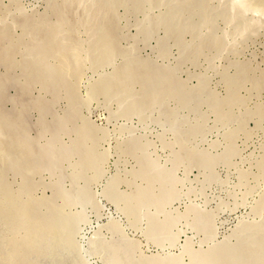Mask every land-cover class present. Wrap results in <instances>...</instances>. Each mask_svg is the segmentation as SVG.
<instances>
[{
  "label": "rangeland",
  "instance_id": "obj_1",
  "mask_svg": "<svg viewBox=\"0 0 264 264\" xmlns=\"http://www.w3.org/2000/svg\"><path fill=\"white\" fill-rule=\"evenodd\" d=\"M0 114V264H264V0H0Z\"/></svg>",
  "mask_w": 264,
  "mask_h": 264
},
{
  "label": "bare ground",
  "instance_id": "obj_2",
  "mask_svg": "<svg viewBox=\"0 0 264 264\" xmlns=\"http://www.w3.org/2000/svg\"><path fill=\"white\" fill-rule=\"evenodd\" d=\"M232 2H234V1H232ZM237 2V1H236ZM201 3V2H200ZM235 5V4H234ZM96 6V5H95ZM99 12V11H98ZM237 14V13H236ZM94 15V14H93ZM89 19V18H88ZM69 21V20H68ZM89 21V20H88ZM84 24V23H83ZM39 28V27H38ZM109 30V29H108ZM67 33V32H66ZM60 35V34H59ZM109 40V39H108ZM95 42V41H94ZM101 42V41H100ZM85 44V43H84ZM118 49V48H117ZM107 50V49H106ZM84 51V50H83ZM100 53V52H99ZM108 54V53H107ZM125 54V53H124ZM120 55V54H119ZM8 56V55H7ZM75 59H76V57H75ZM67 61V60H66ZM60 63V62H59ZM68 63V62H67ZM66 63V64H67ZM43 64V63H42ZM60 65H61V63H60ZM65 66V65H64ZM66 68V67H65ZM69 69H70V66H69ZM48 70V69H47ZM55 70V69H54ZM133 70V69H132ZM33 72V71H32ZM36 73V72H35ZM30 77V76H29ZM70 77V76H69ZM43 78V77H42ZM41 78V79H42ZM118 78V77H117ZM46 79V78H45ZM119 79V78H118ZM157 82V81H156ZM159 83V82H158ZM159 86V85H158ZM48 88V87H47ZM128 89V88H127ZM154 89V88H153ZM156 89V88H155ZM69 92V91H68ZM155 94V93H154ZM43 95V94H42ZM132 102V101H131ZM1 115V114H0ZM2 116V115H1ZM3 117V116H2ZM1 119V118H0ZM4 119V118H3ZM1 123V122H0ZM4 124H6V123H4ZM1 127H3V126H1ZM2 132V131H1ZM65 134V133H64ZM3 136V135H2ZM183 136V135H182ZM28 139V138H27ZM51 144V143H50ZM76 147V146H75ZM51 148H52V146H51ZM51 149H49V151H50ZM52 154H53V152H52ZM60 154V153H59ZM55 155H56V153H55ZM60 156V155H59ZM62 156V155H61ZM60 156V157H61ZM64 157H65V155H64ZM59 157H57L56 159H58ZM63 158V157H62ZM61 158V159H62ZM173 159V158H172ZM152 161V160H151ZM149 162V161H148ZM151 163V162H150ZM152 164V163H151ZM152 166V165H151ZM175 166V165H174ZM145 167V166H144ZM145 168H147V167H145ZM165 168V167H164ZM166 168H168V166L166 167ZM165 168V169H166ZM144 169V168H143ZM148 170V169H147ZM160 170V169H159ZM143 171V170H142ZM153 171V170H152ZM145 172H146V169H145ZM149 172H150V169H149ZM148 173V172H147ZM153 173V172H152ZM165 174V173H164ZM152 176V175H151ZM156 176V175H155ZM158 176V175H157ZM162 176H163V174H162ZM165 176H166V174H165ZM164 176V177H165ZM173 176V175H172ZM159 177V176H158ZM175 177V176H174ZM173 177V178H174ZM153 178V177H152ZM161 178V177H160ZM171 178V177H170ZM176 178V177H175ZM174 178V179H175ZM158 179V178H157ZM168 179V178H167ZM172 179V178H171ZM161 180V179H160ZM163 180V179H162ZM164 181V180H163ZM175 181V180H174ZM173 182V181H172ZM163 183V182H162ZM169 184V183H168ZM172 186V185H171ZM164 187H167V189H168V186H164L163 185V188ZM170 187V186H169ZM175 187V186H174ZM160 189H162L161 187H159ZM172 188V187H171ZM167 189H165L164 188V190H167ZM172 190H174L173 188H172ZM162 191L163 190H161V195H162ZM167 192L168 191H166V194H165V196L164 197H162V198H164V199H166L167 201L168 200H170L171 199V196L170 195H172V194H175L174 192L172 193V194H170V195H167ZM159 193V192H158ZM19 194H21V193H19ZM157 195V194H156ZM177 195V194H176ZM160 196V195H159ZM157 199H158V197H157ZM17 201V200H16ZM160 201V199H158V202ZM6 202V201H5ZM47 206V205H46ZM48 209V208H47ZM44 211H46V210H44ZM4 212V211H3ZM13 214V213H12ZM22 214H24V213H22ZM26 215V214H25ZM10 216V215H9ZM61 217V216H60ZM29 218V217H28ZM75 218V217H74ZM33 219V218H32ZM27 220V219H26ZM30 220V219H29ZM55 220H57V218L55 219ZM54 220V221H55ZM28 221V220H27ZM26 221V223L28 224V222ZM63 221V220H62ZM61 221V222H62ZM72 221V220H71ZM141 221V220H140ZM15 222V221H14ZM30 222V221H29ZM58 222V221H57ZM56 222V223H57ZM167 222V221H166ZM40 223H41V221H40ZM20 224V223H19ZM23 224V223H22ZM25 224V223H24ZM58 224V223H57ZM64 224V223H63ZM14 225V224H13ZM30 225V224H29ZM51 225V224H50ZM59 225V224H58ZM25 226V225H24ZM44 226V225H43ZM155 226V225H154ZM157 226V225H156ZM165 226V225H164ZM164 226H163V229H164ZM57 227V226H56ZM158 227V226H157ZM162 228V227H161ZM158 229V228H157ZM168 228H166L165 230H164V232H166L167 233V230ZM170 229H172V228H170ZM33 230V229H32ZM160 231V230H159ZM170 231V230H169ZM42 232V231H41ZM64 232H66V231H64ZM7 233V232H6ZM18 233V232H17ZM25 233V232H24ZM29 233V232H28ZM43 233V232H42ZM46 233H48V232H46ZM35 234V233H34ZM38 234V233H37ZM148 234V233H147ZM156 234V233H155ZM7 235V234H6ZM27 235V234H26ZM29 235H31V234H29ZM25 236V235H24ZM28 236V235H27ZM32 236H34L33 234H32ZM32 236H30L31 238H33ZM37 236V235H36ZM35 236V237H36ZM41 236V233H40V235H39V237ZM44 236V235H43ZM47 236V235H46ZM160 236H162V235H160ZM167 237H165L164 238V240L163 241H159L158 243H160V242H162L160 245H161V247L163 248V249H166V247H168L169 245H171V248L174 246V245H176L177 244V240H178V238H179V234H177L176 232H173V230L171 231V233L169 234H167L166 235ZM8 237V236H7ZM29 237V238H30ZM38 237V236H37ZM45 237V236H44ZM65 237V236H64ZM68 237V236H67ZM66 237V238H67ZM152 237L154 238V236L152 235ZM156 237V236H155ZM41 238H43V237H41ZM40 238V239H41ZM46 238V237H45ZM50 238V237H49ZM48 238V239H49ZM52 238V237H51ZM157 238V237H156ZM6 239V238H5ZM18 239V238H17ZM27 239V238H26ZM25 239V240H26ZM44 239V238H43ZM148 239H150V237L148 238ZM158 239H161L160 237L158 238ZM4 240V239H3ZM14 240V239H13ZM30 241H31V239H29ZM34 240H35V238H34ZM42 240V239H41ZM47 240V239H46ZM150 240H152V239H150ZM33 241V240H32ZM37 241V240H36ZM48 241V240H47ZM55 241V240H54ZM70 243H71V239H69L68 240ZM153 241H154V239H153ZM21 242V241H20ZM46 242V241H45ZM57 242V241H56ZM61 242V241H60ZM76 242V241H75ZM91 242V241H90ZM13 243V242H12ZM36 243V242H35ZM50 243V242H49ZM62 243V242H61ZM65 243V242H64ZM156 243V242H155ZM27 244H29V243H27ZM31 244H32V242H31ZM52 244V243H51ZM63 244V243H62ZM67 244V243H66ZM74 244V243H73ZM191 241H188V243H187V245H185L184 247H183V250L179 253V254H177V253H173L172 251H171V248H168V249H166L165 251H164V253H162V251H158L157 253H153V256L152 257H156V259L154 258L153 259V262L152 263H149V264H218L216 261H215V259L214 258H212V257H209V251H210V249H208V250H203V252H193L192 251V249H191ZM20 245H22V244H20ZM49 245V244H48ZM72 245V244H71ZM70 245V246H71ZM159 245V246H160ZM28 246H30V244L28 245ZM27 246V247H28ZM51 246V245H50ZM53 246V245H52ZM56 246V245H55ZM65 246V245H64ZM74 246H75V244H74ZM78 246V245H77ZM80 246V245H79ZM8 247V246H7ZM13 247H15V246H13ZM20 247V246H19ZM32 247V246H31ZM35 247V246H34ZM63 247V246H62ZM72 247V246H71ZM53 248V247H52ZM57 248V247H56ZM194 248V247H193ZM26 249V248H25ZM69 249H71V248H69ZM68 250V249H67ZM29 251V250H28ZM61 251V250H60ZM110 251V250H109ZM5 252V251H4ZM21 252V251H20ZM57 252V251H56ZM30 253V252H29ZM63 253V252H62ZM83 253V252H82ZM82 253H80V254H78V256L77 257H74L73 256V258H71L72 259V261H71V263L72 264H90L89 263V261H87V259H86V257H84L83 255H82ZM195 253V254H194ZM211 253V252H210ZM9 254H10V252H9ZM18 254V253H17ZM28 254V253H27ZM66 255H67V253H65ZM151 254V253H150ZM212 254V253H211ZM1 255H2V253H1ZM6 255H7V253H6ZM37 255V254H36ZM66 255H65V257H66ZM114 255V254H113ZM186 255H188L189 256V259H186L185 260V256ZM197 255V256H196ZM200 255V256H199ZM3 256V255H2ZM116 256V255H115ZM11 257V256H10ZM53 257V256H52ZM158 257H160V258H158ZM40 258V257H39ZM39 258H38V260H39ZM78 259V258H81V261L78 263L77 262V260H75V259ZM3 259V258H2ZM12 259V258H11ZM46 259V258H45ZM66 259H69V258H67L66 257ZM109 259H110V257H109ZM57 261V260H56ZM29 262V261H28ZM149 262V261H148ZM51 263V262H50ZM142 263V262H141ZM140 263V264H141ZM56 264V263H55ZM143 264V263H142Z\"/></svg>",
  "mask_w": 264,
  "mask_h": 264
}]
</instances>
